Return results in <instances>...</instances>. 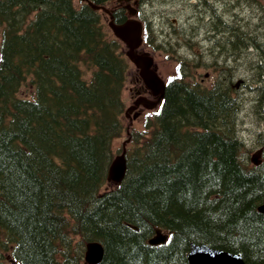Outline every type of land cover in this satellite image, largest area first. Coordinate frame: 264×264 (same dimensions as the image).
<instances>
[{"label": "trees", "instance_id": "obj_1", "mask_svg": "<svg viewBox=\"0 0 264 264\" xmlns=\"http://www.w3.org/2000/svg\"><path fill=\"white\" fill-rule=\"evenodd\" d=\"M0 26V264L9 249L18 264H84L90 240L104 246L98 264H188L191 242L264 264V131L261 162L248 165L230 80L172 79L123 181L101 191L122 129L120 43L96 11L65 1L0 0ZM28 77L33 97L17 99ZM155 227L166 243L147 244Z\"/></svg>", "mask_w": 264, "mask_h": 264}, {"label": "rangeland", "instance_id": "obj_2", "mask_svg": "<svg viewBox=\"0 0 264 264\" xmlns=\"http://www.w3.org/2000/svg\"><path fill=\"white\" fill-rule=\"evenodd\" d=\"M199 1V4L197 2L192 4L191 0H145L146 7L143 8L146 14H150L151 19L156 23L157 27L162 28L164 32H172L173 29L179 32L160 36L159 41L163 42L160 46L162 50H149L148 53L153 57L154 66L164 81H167L171 76L176 74L178 62L175 59L177 55L182 57L185 54L190 55L189 57L190 59L192 58L191 61H193V65H196V67L191 66L190 61L186 64L185 71L190 75L189 78L193 77L194 81L205 86L210 85L214 78L217 77L220 63L224 64L225 68H228L227 72L222 73L221 78L224 75L232 76V80L235 81L236 88L234 91L240 106L238 112V131L245 142V150L242 153V157L248 165H251L252 157L260 159V150L255 144V131L264 129V106H256L255 101L259 97L255 96L258 92L253 89L264 81H262L261 74H259L260 70L257 69V65L255 64L262 65V62L259 61L260 56L258 57L257 53H254L252 49H243L241 44L236 49L230 45L228 51L223 52L220 57L216 50L213 53L214 57H212L210 51L212 43L208 42L203 35V32L209 28V25L205 27L203 19L207 14L213 13L209 6L214 5L216 15L213 14L212 16L216 18L219 14L222 20H224V22L221 21L222 25H218V20L212 23L214 19L212 22L208 19L212 23L211 27L213 25L217 26V29L215 28L218 35L215 39L216 41L221 42L219 39H225V35L227 39L228 34L225 31L226 29H224L227 27H230L228 28L229 34L234 36L237 31H242L247 34L256 35L255 37L258 36V39L264 41V0H223L224 3L222 0H209L211 3L207 6L203 5L202 0ZM111 3L105 7L110 9ZM102 12L104 14L103 10ZM103 14H100V19L103 27L108 30L107 17ZM200 16L201 18H199ZM186 29L194 30V32L196 30L197 36L188 37L187 35L180 34ZM154 33V35L160 34L157 28L154 29ZM241 37L243 43L245 38L242 35ZM236 38V36L235 38L232 37V40L235 43H241V38L240 40ZM167 42L177 43L176 53L164 47ZM192 44H196L197 46ZM124 50L125 47L123 46V52ZM181 59L183 60V58ZM221 67L223 69V65ZM136 76L135 67H129L122 90V101L125 108L132 104L135 96L133 89ZM28 94L29 90L26 87L22 88L19 92L20 96H27ZM157 108L153 110L142 109L141 114L135 119L122 115L123 128H127L129 133H133L134 130L141 131L145 116L152 114ZM127 136V133L123 132L122 136L115 140V143H112L113 157L120 154L121 148L129 150L134 146V143H130V138H127ZM114 186V183L106 181L101 190L113 188ZM71 236L74 241L78 239L77 236ZM3 263L15 264L11 257L10 249L3 253Z\"/></svg>", "mask_w": 264, "mask_h": 264}, {"label": "water", "instance_id": "obj_3", "mask_svg": "<svg viewBox=\"0 0 264 264\" xmlns=\"http://www.w3.org/2000/svg\"><path fill=\"white\" fill-rule=\"evenodd\" d=\"M109 26L113 30L116 37L124 41L129 49L126 55L139 68V74L144 84L152 90L153 95L158 96V99L163 96L164 84L156 73L151 70L152 59L146 55H141L134 52V49L140 43L141 27L138 22L126 21L123 24L116 25L109 22ZM144 104L151 108L156 104V101L150 103L145 101ZM125 174V159L124 155L117 156L109 166L108 179L115 182H120ZM257 210L264 213V203L257 207ZM156 236L148 240L149 244L163 243L166 240V235L161 234L160 229H156ZM103 255L102 246L97 242H89L86 244L85 259L89 263H97ZM189 264H245L240 255L231 253L222 249L212 248L205 244H190L187 253Z\"/></svg>", "mask_w": 264, "mask_h": 264}]
</instances>
